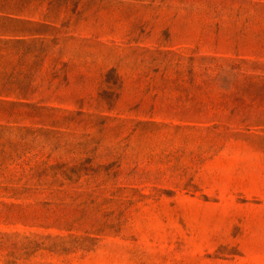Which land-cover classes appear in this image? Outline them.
I'll return each instance as SVG.
<instances>
[{
  "label": "rangeland",
  "instance_id": "374dc122",
  "mask_svg": "<svg viewBox=\"0 0 264 264\" xmlns=\"http://www.w3.org/2000/svg\"><path fill=\"white\" fill-rule=\"evenodd\" d=\"M25 8L0 264H264V0Z\"/></svg>",
  "mask_w": 264,
  "mask_h": 264
},
{
  "label": "crops",
  "instance_id": "0c3cea01",
  "mask_svg": "<svg viewBox=\"0 0 264 264\" xmlns=\"http://www.w3.org/2000/svg\"><path fill=\"white\" fill-rule=\"evenodd\" d=\"M30 0H0V38L8 39L9 44L20 45L22 42L33 43L24 37L40 34L39 28L49 25L27 19L25 5ZM55 10V9H54ZM50 15V9L43 17Z\"/></svg>",
  "mask_w": 264,
  "mask_h": 264
},
{
  "label": "trees",
  "instance_id": "16d2710c",
  "mask_svg": "<svg viewBox=\"0 0 264 264\" xmlns=\"http://www.w3.org/2000/svg\"><path fill=\"white\" fill-rule=\"evenodd\" d=\"M9 43L10 41L8 39L0 38V58L11 55L12 52ZM22 45H24V42L20 45H16L18 46L17 53H21ZM6 69H9V65L0 63V75H7ZM32 90L33 86L31 82L0 78V102L2 103L9 102L7 98L12 95L26 97Z\"/></svg>",
  "mask_w": 264,
  "mask_h": 264
}]
</instances>
